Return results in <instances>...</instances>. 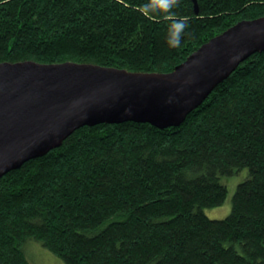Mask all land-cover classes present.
Listing matches in <instances>:
<instances>
[{
	"label": "trees",
	"instance_id": "obj_1",
	"mask_svg": "<svg viewBox=\"0 0 264 264\" xmlns=\"http://www.w3.org/2000/svg\"><path fill=\"white\" fill-rule=\"evenodd\" d=\"M147 0H0V63L74 62L169 73L264 0H179L189 27L166 43ZM243 168L229 215L223 176ZM39 242L65 264H264V51L244 60L179 126H83L0 178V264Z\"/></svg>",
	"mask_w": 264,
	"mask_h": 264
},
{
	"label": "water",
	"instance_id": "obj_2",
	"mask_svg": "<svg viewBox=\"0 0 264 264\" xmlns=\"http://www.w3.org/2000/svg\"><path fill=\"white\" fill-rule=\"evenodd\" d=\"M262 51L264 17L236 23L169 73L74 62L0 63V178L60 147L83 126H179L244 60Z\"/></svg>",
	"mask_w": 264,
	"mask_h": 264
},
{
	"label": "rangeland",
	"instance_id": "obj_3",
	"mask_svg": "<svg viewBox=\"0 0 264 264\" xmlns=\"http://www.w3.org/2000/svg\"><path fill=\"white\" fill-rule=\"evenodd\" d=\"M248 175L249 169L243 168L232 176H223L221 178V182L228 186V195L223 205L205 209V213L209 218L223 219L229 215L237 184L244 181ZM24 250L30 264H65L60 258L34 240L27 241Z\"/></svg>",
	"mask_w": 264,
	"mask_h": 264
},
{
	"label": "clouds",
	"instance_id": "obj_4",
	"mask_svg": "<svg viewBox=\"0 0 264 264\" xmlns=\"http://www.w3.org/2000/svg\"><path fill=\"white\" fill-rule=\"evenodd\" d=\"M178 4L179 0H147L141 5V11L146 16L162 13L170 21L166 39V43L170 47H179L184 36L190 35V33H186V29L189 27L188 23L182 18H176V13L173 11Z\"/></svg>",
	"mask_w": 264,
	"mask_h": 264
}]
</instances>
